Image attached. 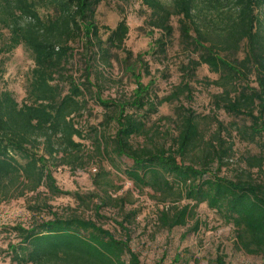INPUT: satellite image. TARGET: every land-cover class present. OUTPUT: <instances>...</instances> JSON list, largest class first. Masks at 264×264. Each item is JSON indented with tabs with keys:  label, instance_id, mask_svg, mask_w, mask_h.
I'll return each instance as SVG.
<instances>
[{
	"label": "trees",
	"instance_id": "obj_1",
	"mask_svg": "<svg viewBox=\"0 0 264 264\" xmlns=\"http://www.w3.org/2000/svg\"><path fill=\"white\" fill-rule=\"evenodd\" d=\"M150 10L149 25L160 31V37L150 44L151 52L165 54L173 35L172 17H178V29L183 43L195 48L198 59L187 68L194 74L205 64L219 73L213 81L222 88L213 95L217 108L234 115H247L251 140L264 134V0H141ZM100 0H0V23L9 31V42L0 54L18 46L31 53L34 67L26 86V101L18 103L9 90H0V204L19 190L35 191L44 185L53 194H71L57 189L43 155L53 158L59 149L80 151L83 146L75 138L85 137L74 122L86 103L81 97L92 88L90 65L85 67V80L75 83L66 79L64 91L57 79L63 77L65 64L71 55V43L88 40L100 59L107 63L112 49L123 50L124 65L135 79L131 100L110 103L98 101L115 120L117 129L111 139L115 153L129 157L133 163L127 176L138 186L184 195L194 203H205L235 227L237 237L250 250L264 248V180L231 179L220 176L211 164H223L226 149L216 150L207 142L201 164H184L186 155L200 143L201 132L197 115L187 110L177 115V134L171 146L139 147L132 139L146 133L145 117L157 110V96L152 90L154 80L146 84L141 78L150 76L139 53L135 62L144 68L135 73L129 60L132 52L124 47L128 25L122 18L103 40L93 20ZM46 10V15L40 13ZM152 33V32H151ZM94 39L96 42H92ZM242 54L241 57H238ZM145 64V65H144ZM3 73L0 62V78ZM255 84L252 85L251 82ZM187 86V85H186ZM166 100H170V97ZM132 110V111H129ZM144 113V114H143ZM105 120V121H106ZM178 158L180 162H178ZM249 166L264 167V156H252ZM20 186L21 189H20ZM188 206L162 220L168 228L184 225ZM121 225V224H120ZM21 244L14 249L21 263L54 264H141L129 247L128 239L116 238L91 219L71 216L54 217L35 227H15Z\"/></svg>",
	"mask_w": 264,
	"mask_h": 264
},
{
	"label": "rangeland",
	"instance_id": "obj_2",
	"mask_svg": "<svg viewBox=\"0 0 264 264\" xmlns=\"http://www.w3.org/2000/svg\"><path fill=\"white\" fill-rule=\"evenodd\" d=\"M40 13L45 16L47 12L40 9ZM122 18L128 25L124 47L132 52L129 62L135 73L143 75L144 68L138 67L135 57L149 51L148 55L144 54L143 63L147 62L151 74L143 75L141 81L146 84L151 77L156 101H161L157 110L145 117L146 133L132 139L134 146H171L177 134V115L189 109L197 115L202 140L187 153L184 164L198 167L202 152L208 148L206 143L211 142L214 149L227 151L221 166L218 167L217 162L210 165L218 175L264 180V167L261 170L250 167L248 160L252 156H264V134L251 140L248 129L251 120L247 115H234L215 106L213 95L222 91L213 82L219 78V73L210 71L205 64L194 74L189 71L188 64L198 59L199 53L181 41L178 17L171 19L173 35L165 54L160 55L151 52L154 48L150 49V44L161 33L148 24L150 10L141 0H100L93 20L104 40ZM8 42V28L0 23V48ZM92 42L96 41L92 39ZM71 47L63 70L64 78L56 77L67 91L69 81L66 78L71 77L78 84L83 82L85 67L90 65L92 88L79 97L86 105L74 116L75 125L85 135L75 140L83 146L80 151L59 149L53 158L43 149L38 150L57 189L71 194H53L42 185L35 191L25 190L23 195L16 189L10 200L2 202L0 264H37L21 263L15 258L14 249L21 244L22 238L15 227L30 229L56 216L91 219L116 238L128 239L131 251L141 264H264V248L246 249L233 224L205 203L196 205L183 194L179 195L173 184L174 194L134 184L126 174L133 161L125 155H117L111 143L117 125L115 120H106V115L112 113L98 104V97L110 103L131 100L136 83L125 68V53L112 49L107 64L93 53L97 50L88 40H76ZM0 62L3 66L0 90H9L22 104L26 101L27 81L34 67L31 53L22 46L9 52L4 50ZM169 97L170 100H166ZM184 206L190 211L184 225L172 228L164 225L162 212L170 217Z\"/></svg>",
	"mask_w": 264,
	"mask_h": 264
},
{
	"label": "built area",
	"instance_id": "obj_3",
	"mask_svg": "<svg viewBox=\"0 0 264 264\" xmlns=\"http://www.w3.org/2000/svg\"><path fill=\"white\" fill-rule=\"evenodd\" d=\"M95 170V169H94Z\"/></svg>",
	"mask_w": 264,
	"mask_h": 264
}]
</instances>
